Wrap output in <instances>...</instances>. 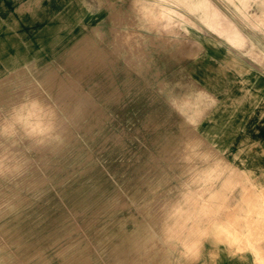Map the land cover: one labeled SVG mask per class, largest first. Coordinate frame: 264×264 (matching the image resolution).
Segmentation results:
<instances>
[{
  "label": "rangeland",
  "instance_id": "374dc122",
  "mask_svg": "<svg viewBox=\"0 0 264 264\" xmlns=\"http://www.w3.org/2000/svg\"><path fill=\"white\" fill-rule=\"evenodd\" d=\"M74 1L77 6L80 5L78 0ZM219 1L221 3L224 1L225 6H230L229 12L234 13L235 16L241 12L243 14H247L249 11L255 12L260 7L257 4V2L259 3L258 0ZM131 2L132 0H117L114 9L112 7L107 8L106 11L103 10V13L95 15L81 12V5L78 7L74 5V8L70 7L71 11L69 12L60 7L55 8L60 12L39 13L43 3L39 5L41 7L33 6L31 13H23L17 6L13 5L14 0H0V142H2V144L0 143V146L2 145L0 147V166H2L0 168V198L2 199H0V203L3 204L0 211L5 208L0 212V238L6 242L4 243L2 240V243L0 240V245L2 243L0 246L2 247L0 248V264H40L41 262V264H126V262L116 261L115 256L131 258V256H135V253L137 257L141 256V260L143 257L141 264H183V259L184 262L185 260L188 261L184 264H211L215 258V249L222 244L234 251H251L259 255V249L256 247H259L258 245L264 241L263 190L258 189L257 194L254 195L252 189L245 188L248 183L253 181L254 174L236 172H230L232 173L230 174L227 172V164L231 166L238 164V149L233 152V157L228 159L227 146L221 143L222 125L220 117H213L215 115L214 109L207 111V108L212 106L213 101L207 102L203 98H196L201 85L189 74V69L192 70L193 64L178 62L181 65L176 70H181V73L175 74L174 67L160 61V57L168 54V51L177 48L180 44L187 51L185 55V51H183V55L179 59H184L190 54V56L199 57L201 54L203 55L207 41L211 37L219 38L217 42L214 41V44H219L218 48L221 49L222 37L210 31L200 19L202 15L200 16L199 12H195L192 4L186 6L183 2L180 3L176 0H137V3L128 8L131 10L129 14L115 13L116 9V11L126 10L127 4ZM142 3L147 6L145 9L152 12V17L150 15L149 18H155L156 23L152 19H150L151 21L148 20L150 23L146 22L148 19L146 14L144 18L138 12L143 7ZM164 5L170 10L178 11V13L173 14L176 11L167 9L173 18L170 19L171 24L170 20L165 19ZM234 5L238 7L235 6L237 10ZM179 10H181V15ZM12 13L16 15H12ZM192 15L196 20L192 19L194 18ZM10 16L15 19L12 24H9ZM129 18L134 19H131L133 22H138L139 27L149 26L132 31L135 33L136 39L132 37L134 44L131 48H128V46L130 47L131 38L129 37L131 36L124 34L127 31L123 28L125 26H121L122 28H119L120 30L117 32L109 29L113 23L125 22ZM16 24L18 29L11 30L14 40L2 42L3 31ZM187 25L194 28H186ZM150 26L152 27L150 28ZM24 32H27L31 39H36V44L40 45L38 46L39 50L43 51L42 54H29L26 49H23L21 38L25 34ZM44 33L46 40L42 37ZM116 37L123 39H120L121 46H117V48L112 44H115ZM5 39L8 38L5 37ZM140 44L142 47L139 46ZM133 51L136 53V57ZM126 55H128L127 58ZM123 58L126 62L123 61ZM221 63L222 60L219 59L214 65L199 63L196 67L198 72L202 71L206 75L207 72L202 68L208 65L206 70L213 71L215 74L214 86L217 85L218 89L221 86ZM36 66L40 67L35 69ZM48 73L51 75L49 76ZM208 74L210 75L209 72ZM9 75L10 78L7 77ZM48 83L51 86L47 87ZM23 84L24 86L20 87ZM59 85L61 86L59 87ZM61 87L63 90L60 89ZM53 94L56 98L53 97ZM181 96L184 101L180 99ZM9 97L19 99L20 104H17L16 99H14L16 103L12 102L13 100ZM194 98L195 100L192 102ZM42 102L45 103L42 104ZM22 103L26 105H22ZM28 105L30 107L33 105L36 108L31 109ZM43 107L44 109H41ZM48 110L50 115H47ZM28 111L32 115H27L29 114ZM36 112L39 113L33 115ZM44 112L45 117L42 116ZM25 113H27V117ZM21 115H24L25 118H22ZM29 119H32V122L36 120L35 125L32 126L35 133L31 130L32 123H28L31 122ZM207 119L208 121L214 119L212 125L202 124ZM1 122L6 125H2ZM23 122L28 123L29 127ZM23 125L26 127L24 128ZM50 126H53L54 130L50 129ZM8 128L9 130H7ZM48 133L52 134L48 135ZM28 134L32 139H28ZM188 135L192 138H189ZM23 137L25 140L22 139ZM47 137H51L49 138L50 141L47 140ZM185 138L189 140V143L191 141L190 145ZM183 139L186 141H181ZM200 139L201 141H199ZM45 143L47 146L44 145ZM58 143L61 144L57 146ZM199 145H202L200 146L201 149ZM8 146L9 150L7 149ZM10 148H14L16 151ZM195 149L196 151L200 150L196 153ZM173 150L174 152L171 153ZM201 150L202 153L204 152L203 156ZM190 151L191 154L193 151V156L190 155ZM208 151L211 153L208 154ZM17 153L18 155H16ZM12 155L16 156L17 159L13 156L12 160ZM204 156L206 157L204 158ZM182 157L185 160L181 161L180 158L182 159ZM189 157L192 158L190 162H188ZM215 157L217 158L216 163ZM197 158L199 160H196ZM7 159L16 161L15 164L18 167L10 164ZM27 159L29 162L26 161ZM12 161L11 163H13ZM23 163L24 165L27 164L24 166ZM208 166L210 167L208 168ZM208 169L211 171L209 174ZM202 170L205 171L206 176L202 175ZM9 171H12L13 174L18 173L19 176L13 175ZM6 172L8 173L6 174ZM231 175L233 176L231 177ZM23 179H25L24 182ZM21 180L23 184L20 182ZM27 184L31 185L28 186ZM173 200L178 202L175 203ZM159 206L164 209L163 213H161L162 210ZM177 207L179 209L181 207L182 210L186 208L185 212L183 213ZM173 210L175 211L173 212ZM246 211H249L248 214L251 216L246 214ZM182 213L185 214L186 218ZM152 214L156 217H152ZM171 214L173 215L171 216ZM176 215H179L177 218L182 217L178 220L175 218ZM183 216L185 219L188 218L187 221ZM246 217L251 219L248 220ZM171 220L175 223L172 224L173 221ZM181 220L183 224H180ZM157 222L158 225H156ZM159 224L162 225L159 226ZM217 224L222 228H218ZM225 224L228 226H224ZM181 228L183 229L181 230ZM186 228L187 230H185ZM172 229L178 235L172 234V232L174 233V230L171 231ZM247 230L252 233L248 234ZM185 231L186 233L183 234ZM175 238H178L179 241ZM132 239L142 240L141 247L134 248V244L131 243L125 247L118 246L120 243ZM187 239L191 243L186 241ZM12 240L13 242H11ZM16 241L18 242L16 243ZM37 252L41 253L38 254ZM17 260L19 262H15ZM10 261L11 263H9ZM129 261L127 264H137L135 260L130 259ZM257 263L260 264L261 260Z\"/></svg>",
  "mask_w": 264,
  "mask_h": 264
},
{
  "label": "crops",
  "instance_id": "0c3cea01",
  "mask_svg": "<svg viewBox=\"0 0 264 264\" xmlns=\"http://www.w3.org/2000/svg\"><path fill=\"white\" fill-rule=\"evenodd\" d=\"M42 1L37 0L38 6L42 3L44 6H42L39 13L45 14L60 12V10H55V8L60 7L64 11L66 10L69 12L71 11L69 9L70 7L74 8L75 6H77L74 0H44V2ZM84 1H92L94 5L91 7ZM211 1V3L214 4L223 14H225V16L227 15V18L232 20V22L234 23L233 25L238 30V32L245 36L246 40H243V42H245H242L240 44V42L235 40L233 44L232 42H228V39L223 37L220 41V47L222 48L219 49V44H214V41L217 42L219 38L215 39V37H211V39H208L207 41V47L203 52V55L201 54L199 57L190 56V52V55L188 57L184 59H179V57L183 55V51H185L184 55L187 51L179 45L177 48L168 51V54H165L160 57V61L168 63L170 67H174L175 74L181 73V70H176L181 65V63L178 62L183 61L188 65L193 64L192 70L191 68L189 69V74L191 75V77H194L196 81L200 82L201 85V91L199 90L201 93H199L196 98H203V100H206L207 102L213 101L212 106L208 108L207 111H211L212 109H214L215 115L213 117H220L222 125L221 143L224 146H227L229 153V156H227L228 159L232 158V155L234 154L233 152L238 149V164L234 167L231 165H227L229 166L227 167V172L235 173L237 171L236 173H238L240 171L239 173L243 172L244 174H254L253 181H251V183H248L245 188L249 190L252 189L254 195L257 194L256 191L258 189L263 190L264 194V29H262V27L264 28V21L262 20V16L264 17V0H259V2H262L258 3V6H260L258 7L259 10H256L255 12L249 11L248 14H238L237 16H235L234 13L229 12L231 8L230 6H225L223 4L225 3L224 1L222 3L219 0ZM31 2L32 0H14L13 5H15V7H20V11H22L23 13H31L33 7L32 5L30 7ZM78 2L82 8V11L80 10L81 12L95 15L103 13V10L106 11L107 8H111V6L114 9L117 5V0H78ZM134 4L135 1L132 0L130 4H127L126 10L120 11V13L129 14L131 10L128 8ZM142 6V9H140L138 12H140L145 18L144 15L145 13L147 14L149 10L145 9L147 6H144V3H142ZM174 11L178 12L175 9ZM260 11H262L263 14ZM118 12L119 11H117V13ZM180 12L181 10H179V13ZM249 13H254L253 17L251 16L252 14L249 15ZM244 15L245 17H243ZM255 16L259 17H256L257 19H255ZM248 18L250 19L249 22L252 21V24L246 21L249 20ZM258 19L260 20V22ZM130 21L131 20L125 22H115L116 24L113 23L112 26L116 28L111 27V29L119 31V28H122L121 26H125L123 28H125V30H129L125 31L124 34H130L129 36L134 37L132 36L135 35V33L132 32L134 28L138 29L149 27L134 26L135 24L137 25L138 22L132 21V24ZM126 22H128L129 24ZM252 25L255 27H253ZM249 26H252L254 30L252 27ZM186 28L192 27L187 25ZM259 30L262 31V33ZM120 39L121 38L117 37L115 39L117 41L114 45L118 43V45H116V48L119 45L121 46V43L119 44L118 42ZM131 41L130 45L132 44L131 46H133V40L131 39ZM238 45H241L242 47H234ZM140 46L142 47V44ZM241 48L242 51L240 50ZM248 48H250V51H248ZM159 52L161 51L159 50ZM260 52H262L263 54ZM255 54L257 56H255ZM259 56H261V60ZM252 57L255 62L253 60L251 61ZM219 59L222 60V63L220 65L221 71L219 70L221 74V86L218 89L217 85L214 86L215 74L213 73V71L206 70L208 65H206L205 68H202V70H205V72H207L206 75H204L202 71L198 72V70H196V67L199 63H207L210 66L214 65L215 62L219 61ZM259 60L262 62H260ZM208 72L210 73V75L208 74ZM213 74L214 76L211 77V75ZM213 121L214 119H212L211 121H208L207 119V121H203L202 124H207L206 126H209L212 125ZM248 185L250 186L248 187ZM256 248L259 249V255H256L251 251H234L222 244V246L215 249V258L214 261L211 262V264H258L257 262L259 260H261L260 264H264V241L261 242L259 244V247ZM254 255L256 256V258Z\"/></svg>",
  "mask_w": 264,
  "mask_h": 264
},
{
  "label": "bare ground",
  "instance_id": "6f19581e",
  "mask_svg": "<svg viewBox=\"0 0 264 264\" xmlns=\"http://www.w3.org/2000/svg\"><path fill=\"white\" fill-rule=\"evenodd\" d=\"M105 1H106V0H105ZM150 1H151V0H150ZM176 1H177V2H180V3L183 2L186 6H188L189 4H192V5H193V9L195 10V12H196V13L199 12V15H200V16L202 15V17H200V19H201L202 22H203V23H204V24L210 29V31H211L212 33L218 35V36H221L222 38L225 37L226 39H228V42H232V43H233V42L236 40V41L240 42V44H241V43L243 42V40H246V39H245V36L242 35L241 33H239L238 30L235 28V26L233 25L234 23L232 22V20L229 19V18H227V17H226V16H225V15H224V14H223V13H222V12H221V11L215 6V5H214V4H212V3H211V2H212L211 0H176ZM214 1H215V0H214ZM252 1H255V0H252ZM258 1H259V0H258ZM261 1H262V0H261ZM84 2H85L86 4H88V5H90L91 7L94 5L92 1H91V2H90V1H84ZM157 2H158V1H157ZM159 2H160V1H159ZM241 2H244V0L241 1ZM135 3H136V0H135ZM163 3H164V2H163ZM166 3H168V2H166ZM166 3H165V4H166ZM216 3H218V2H216ZM229 3H230V1H229ZM232 3H233V1H232ZM232 3H231V4H232ZM239 3H240V2H239ZM246 3H247V2H246ZM246 3H245V5H246ZM248 3H249V2H248ZM259 3H262V2H259ZM29 4H30V3H29ZM160 4H161V3H160ZM172 4H173V3H172ZM174 4H175V3H174ZM236 4H237V2H236ZM240 4H241V3H240ZM243 4H244V3H243ZM257 4H258V2H257ZM31 5H32V6H35V7H38L37 0H32V2H31V4H30V7H31ZM140 5H141V4H140ZM250 5H251V4H250ZM262 5H263V4H262ZM159 6H160V8H161V5H159ZM176 6H178V5H176ZM220 6H221V5H220ZM220 6H219V7H220ZM235 6H236V5H234V7H235ZM240 6H241V5H240ZM240 6H239V7H240ZM263 6H264V5H263ZM111 7H112V6H111ZM152 7H153V6H152ZM163 7H164V6H163ZM165 7H166V6H165ZM165 7H164V8H165ZM236 7H237V6H236ZM236 7H235V9H236ZM243 7H244V5H243ZM243 7H242V8H243ZM261 7H262V6H261ZM164 8H163V9H164ZM222 8H223V7H222ZM230 8H231V7H230ZM237 8H238V7H237ZM242 8H241V9H242ZM247 8H248V6H247ZM253 8H254V7H253ZM18 9L21 10L20 7H18ZM167 9H168V7H167L166 9L163 10V11H164V16H165L166 18H165L164 16H163V17H164L166 20H170V19L172 18V17L169 15V10H170V9H169V10H167ZM116 10H117V9H116ZM116 10H115V11H116ZM171 10H173V9H171ZM171 10H170V11H171ZM230 10H231V9H230ZM236 10H237V9H236ZM238 10H240V9H238ZM244 10H245V9H244ZM251 10H252V9H251ZM118 11H119V10H118ZM173 11H174V10H173ZM173 11H172V12H173ZM192 11H193V10H192ZM247 11H248V10H247ZM255 11H256V10H255ZM119 12H120V11H119ZM161 12H162V11H161ZM161 12H160V13H161ZM235 12H236V11H235ZM240 12H241V10H240ZM260 12L262 13V11H260ZM115 13L117 14V11H116ZM170 13H171V12H170ZM174 13H178V12H173V14H174ZM188 13H189V12H188ZM190 13H191V12H190ZM241 13H242V12H241ZM241 13H238V14H241ZM145 14H146V13H145ZM157 14H158V13H157ZM179 14H180V13H179ZM247 14H248V13H247ZM251 14H252V15H251ZM251 14L249 13V15H251V16L253 17V14H254V13H251ZM262 14H263V13H262ZM12 15H16V14H15V13H12ZM12 15H11V16H12ZM111 15H112V14H111ZM150 15H151V17H152V12L149 10L148 13L146 14V16H147V18H148L147 20L152 19V18H149ZM162 15H163V14H162ZM180 15H181V14H180ZM242 15H243V13H242ZM11 16H10V17H11ZM115 16H117V15H115ZM144 16H145V15H144ZM192 16H193V15H192ZM239 16H240V15H239ZM119 17H120V16H119ZM159 17H160V16H159ZM161 17H162V16H161ZM179 17H180V16H179ZM193 17H194V16H193ZM243 17H245V15H244ZM248 17H249V16H248ZM256 17H259V16H255L254 18L257 19ZM121 18H122V17H121ZM121 18H120V19L116 18V19H118V20H122ZM124 18H125V17H124ZM153 18H154V17H153ZM157 18H158V17H157ZM157 18H156V19H157ZM180 18L183 19L184 17L181 16ZM262 18H263L262 20L264 21V17H263V16H262ZM43 19H44V18H43ZM131 19H132V18H129V20H131ZM154 19H155V18H154ZM154 19H152L153 22H155ZM165 19H163V20H165ZM172 19H173V18H172ZM172 19H171V20H172ZM174 19H175V18H174ZM192 19L196 20L195 17L192 18ZM245 19H246V18H245ZM248 19H249V18H248ZM132 20H134V19H132ZM171 20H170V24H171ZM185 20H187V19H185ZM252 20H254V19H252ZM258 20H259V19H258ZM258 20H256V21H258ZM14 21H15V19H14L13 17H11L10 20H9V24H12ZM150 21H151V20H150ZM150 21H146V22H149V23H150ZM234 21H235V20H234ZM246 21L249 22L250 19H249V20H246ZM120 22H121V21H120ZM122 22H123V21H122ZM130 22L132 23V21H130ZM174 22H175V21H174ZM259 22H260V20H259ZM259 22H258V23H259ZM116 23H117V22H116ZM116 23H115V24H116ZM126 23H128V22H126ZM155 23H156V22H155ZM164 23H165V22H164ZM164 23H163V25H165ZM175 23H176V22H175ZM184 23H185V22H184ZM249 23L252 24V21L249 22ZM262 23H263V22H262ZM128 24H129V23H128ZM132 24H133V23H132ZM152 24H153V23H152ZM152 24H151V25H152ZM167 24H168V23H167ZM187 24H188V23H187ZM251 24H250V25H251ZM260 24H261V23H260ZM156 25H157V24H156ZM172 25H173V23H172ZM176 25L178 26V24H176ZM258 25H259V24H258ZM134 26H138V25H134ZM144 26H146V25H144ZM154 26H155V25H154ZM154 26H153V27H154ZM158 26H161V25H158ZM158 26H157V27H158ZM173 26H174V25H173ZM252 26H253V25H252ZM252 26H249V27H252ZM262 26H263V25H262ZM142 27H143V26H142ZM146 27H147V26H146ZM151 27H152V26H150V28H151ZM253 27H255V26H253ZM253 27H252V28H253ZM112 28H116V27H113V26H112ZM147 28H148V27H147ZM160 28H161V27H160ZM170 28H171V27H170ZM192 28H193V27H192ZM242 28H243V27H242ZM256 28H257V27H256ZM13 29H18V25H17V24H16V25H11L9 28L6 29V31H3L2 38H1V41L3 40L2 42H4L5 40H10V41L14 40V39H12L13 36H12V34H11V33H12L11 30H13ZM109 29H111V28L109 27ZM134 29H135V28H134ZM154 29H155V28H154ZM154 29H153V30H154ZM259 29H260V28H259ZM262 29H264V28L262 27ZM111 30H112V29H111ZM111 30H110V31H111ZM117 30H118V29H117ZM126 30H129V29H126ZM135 30H136V29H135ZM253 30H254V28H253ZM113 31H114V30H113ZM115 31H116V30H115ZM201 31H202V30H201ZM242 31H243V30H242ZM259 31H260V30H259ZM8 32H9V33H8ZM116 32H117V31H116ZM167 32H168V31H167ZM203 32H204V31H203ZM243 32H244V31H243ZM260 32L262 33V31H260ZM24 33H25V34H24V35L22 36V38H21V39H22L21 43H22L23 49H26V50H27L26 52H28L29 54H30V53H31V54H34V55L42 54L43 51L39 50V47H38V46H40V45H37V44H36V39H34V38L31 39L27 32H24ZM204 33H205V32H204ZM251 33H253V32H251ZM141 34H142V33H141ZM146 34H147V33H146ZM160 34H161V33H160ZM246 34H247V33H246ZM116 35H117V34H116ZM116 35H115V36H116ZM118 35H119V34H118ZM129 35H130V34H129ZM137 35H138V34H137ZM148 35H149V34H148ZM252 35H253V34H252ZM115 36H114V37H115ZM132 36H134V38H135L136 35H132ZM150 36H151V35H150ZM246 36H247V35H246ZM261 36H262V35H261ZM261 36H260V37H261ZM5 37L8 38V39H5ZM42 37H43L44 40H46V34H45V33L42 34ZM128 37H129V36H128ZM138 37H139V36H138ZM166 37H167V36H166ZM170 37H171V36H170ZM260 37H259V38H260ZM263 37H264V36H263ZM263 37H262V38H263ZM3 38H4V39H3ZM117 38H119V37H117ZM129 38L132 39V37H129ZM167 38H168V37H167ZM176 38H177V37H176ZM115 39H116V38H115ZM121 39H122V38H121ZM135 39H136V38H135ZM141 39H142V38H141ZM165 39H166V38H165ZM215 39H216V38H215ZM215 39H214V40H215ZM248 39H249V38H248ZM122 40H123V39H122ZM132 40H134V39H132ZM139 40H140V39H139ZM139 40H138V41H139ZM177 40H178V38H177ZM260 40H261V38H260ZM37 41L40 42V40H37ZM116 41H117V40H116ZM119 41H120V40H119ZM119 41H118V42H119ZM128 41H129V40H128ZM182 41H184V40H182ZM261 41H262V40H261ZM93 42H94V41H93ZM131 42H132V41H131ZM184 42H185V41H184ZM238 42H237V44H238ZM244 42H245V41H244ZM244 42H243V43H244ZM115 43H116V42H115ZM124 43H125V42H124ZM124 43H123V45L125 46ZM136 43H138V42H136ZM112 44H113V46H114V43H112ZM119 44H120V42H119ZM128 44H129V43H128ZM128 44H126V45H128ZM133 44H134V42H133ZM183 44H184V43H183ZM230 44H231V43H230ZM233 44H234V43H233ZM235 44H236V43H235ZM237 44H236V45H237ZM116 45H118V43H117ZM116 45H115V46H116ZM131 45H132V44H131ZM131 45H130V47L128 46V48H131V47H132ZM140 45H141V44H140ZM140 45H139V46H140ZM184 45H186V43H185ZM191 45H192V44H191ZM244 45H245V44H244ZM124 46H123V47H124ZM198 46H199V45H198ZM198 46H196V48H199ZM238 46H239V45H238ZM240 46H241V45H240ZM242 46H243V44H242ZM242 46H241V47H242ZM119 47H120V45H119ZM134 47H135V46H134ZM180 47H181V44H180ZM189 47L191 48V46H189ZM234 47H235V46H234ZM139 48H140V47H139ZM236 48H237V46H236ZM238 48H239V47H238ZM125 49H126V48H125ZM136 49H137V47H136ZM136 49H135V50H136ZM140 49H141V48H140ZM178 49H179V48H178ZM118 50H119V49H118ZM135 50H134V51H135ZM137 50H138V49H137ZM190 50H191V49H190ZM195 50H196V49H195ZM195 50H194V51H195ZM197 50H198V49H197ZM240 50L242 51V48H241ZM129 51H130V50H129ZM134 51H133V52H134ZM191 51H192V50H191ZM248 51H250V48H248ZM116 52H118V51H116ZM126 52H127V49H126ZM254 52H255V51H254ZM100 53H101V52H100ZM103 53H104V52H103ZM130 53H131V51H130ZM134 53H135V52H134ZM244 53H245V52H244ZM247 53H248V52H247ZM252 53H253V52H252ZM255 53H256V52H255ZM260 53H262V52H260ZM116 54H117V53H116ZM127 54H128V53H127ZM245 54H246V53H245ZM258 54H259V53H258ZM262 54H263V53H262ZM27 55H28V54H27ZM118 55H119V53H118ZM129 55H131V54H129ZM134 55H135V57L137 56L136 53H135ZM139 55H140V54H139ZM141 55H142V54H141ZM252 55H253V54H252ZM28 56H29V55H28ZM127 56H128V55H126V58H127ZM255 56H257V55L255 54ZM95 57H96V56H95ZM138 57H139V56H138ZM235 57H236V56H235ZM244 57H245V56H244ZM260 57H261V56H259V58H260ZM259 58H257V59H259ZM262 58H263V57H262ZM128 59H129V58H128ZM138 59H139V58H138ZM257 59H256V60H257ZM252 60H253V57L251 58V61H252ZM260 60H261V58H260ZM260 60H259V61H260ZM123 61H125L124 58H123ZM127 61H128V60H127ZM131 61H133V60H131ZM131 61H130V62H131ZM253 61L255 62V60H253ZM125 62H126V61H125ZM128 62H129V61H128ZM133 62H135V61H133ZM260 62H262V61H260ZM134 64H135V63H134ZM134 64H133V65H134ZM24 65H25V64H24ZM24 65H23V66H24ZM126 65H127V64H126ZM259 65H260V64H259ZM127 66H129V64H128ZM39 67H40V66H36V67H34V68L36 69V68H39ZM250 68H251V67H250ZM17 69H18V68H17ZM18 70H19V69H18ZM15 71H16V70H15ZM19 72H21V71H19ZM50 73H51V72H50ZM50 73H48L49 76L51 75ZM56 73H57V72H56ZM13 74H14V73H13ZM16 74H17V73H16ZM28 74H29V73H28ZM14 75H15V74H14ZM54 75H55V74H54ZM54 75H53V77H54ZM7 77L10 78L11 76L9 75V76H7ZM7 77H6V78H7ZM3 78H4V77H3ZM45 78L47 79V77H44V79H45ZM49 78H50V77H49ZM55 78H56V77H55ZM60 78H62V77H60ZM0 79H1V78H0ZM51 79H53V78H51ZM51 79H50V80H51ZM2 80H3V79H2ZM17 80H18V79H17ZM50 80H49V82H50ZM61 80H62V79H61ZM71 80H72V79H71ZM14 81H15V80H14ZM12 82H13V81H12ZM12 82H11V83H12ZM19 82H20V81H19ZM19 82H16V83H19ZM29 82H30V81H29ZM29 82H28V83H29ZM32 82H33V81H32ZM34 82H35V81H34ZM58 82H59V80H58ZM58 82H57V83H58ZM2 83H3V82H2ZM36 83L38 84V82H36ZM45 83H47V82H45ZM69 83H70V82H69ZM41 84H43V83H41ZM48 84H49V83H48ZM51 84H52V83H51ZM63 84H64V83H63ZM65 84H66V82H65ZM43 85L45 86V84H43ZM57 85H58V84H57ZM10 86H11V85H10ZM23 86H24V84H23L22 86H20V87H23ZM27 86H28V85H27ZM36 86H37V85H36ZM48 86H51V85L49 84V85H47V87H48ZM60 86H61V85H59V87H60ZM6 87H7V86H6ZM25 87H26V86H25ZM25 87H24V88H25ZM66 87H67V85H66ZM70 87H71V86H70ZM41 88H42V87H41ZM72 88H73V87H72ZM74 88H75V87H74ZM16 89H17V88H16ZM22 89H23V88H22ZM45 89H46V87H45ZM60 89H62V87H61ZM64 89H65V88H64ZM10 90H11V89H10ZM23 90H24V89H23ZM41 90H42V89H41ZM62 90H63V89H62ZM68 90H69V88H68ZM11 91H12V90H11ZM20 91H21V90H20ZM32 91H34V90H32ZM42 91H43V90H42ZM72 91H73V90H72ZM200 91H201V90H200ZM6 92H7V91H6ZM8 92H9V90H8ZM12 92H13V91H12ZM17 92H18V91H17ZM78 92H79V91H78ZM44 93H45V92H44ZM83 93H84V92H83ZM199 93H201V92H199ZM23 94H24V93H23ZM23 94H22V95H23ZM45 94H46V93H45ZM75 94H76V93H75ZM80 94H81V93H80ZM0 95H1V94H0ZM13 95H14V94L12 93V96H13ZM42 95H43V93H42ZM53 95H54V94H53ZM81 95H82V94H81ZM7 96H8V95H7ZM20 96H21V95H20ZM44 96H45V95H44ZM44 96H43V97H44ZM61 96H62V95H61ZM79 96H80V95H79ZM79 96H78V97H79ZM83 96H85V95H83ZM197 96H198V95H197ZM0 97H1V96H0ZM5 97H6V96H5ZM33 97H34V96H33ZM49 97H50V96H49ZM53 97L56 98L55 95H54ZM9 98H11V97H9ZM19 98H20V97H19ZM36 98H37V97H36ZM40 98H42V97L40 96ZM54 98H52L53 101H54ZM59 98H61V97L59 96ZM81 98H82V97H81ZM183 98H184V97H183ZM185 98H186V97H185ZM209 98H210V97H209ZM2 99H3V98H2ZM4 99H5V98H4ZM7 99H8V98H7ZM14 99H16V98H14ZM14 99L11 98V100H13L12 102H15ZM33 99H34V98H33ZM46 99H47V98H46ZM67 99H68V98H67ZM72 99H73V98H72ZM176 99H177V98H176ZM180 99H182V96H181ZM180 99H178V100H180ZM189 99H190V98H189ZM5 100H6V99H5ZM11 100H10V102H11ZM16 100L18 101L19 99H16ZM21 100H22V98H21ZM25 100H26V99H25ZM36 100H37V99H36ZM61 100H62V99H61ZM84 100H85V99H84ZM182 100H183V99H182ZM190 100H191V99H190ZM194 100H195V98L192 100V102H193ZM3 101H4V100H3ZM29 101H30V100H29ZM44 101H45V100H44ZM55 101H56V100H55ZM63 101H65V100H63ZM72 101H74V100H72ZM77 101H78V100H77ZM77 101H76V102H77ZM175 101H176V100H175ZM183 101H184V100H183ZM1 102H2V100H1ZM4 102H5V101H4ZM6 102H8V101H6ZM31 102H32V101H31ZM70 102H71V101H70ZM190 102H191V101H190ZM15 103H16V102H15ZM27 103H29V102H27ZM44 103H45V102H42V104H44ZM46 103H47V102H46ZM53 103H54V102H53ZM63 103H64V102H63ZM81 103H82V102H81ZM175 103H176V102H175ZM181 103H182V102H181ZM183 103H185V102H183ZM199 103H200V102H199ZM17 104H20V102L18 101ZM48 104H49V102H48ZM48 104H47V105H48ZM54 104H56V103H54ZM76 104H78V103H76ZM172 104H173V103H172ZM185 104H186V103H185ZM190 104H191V103H190ZM22 105H26V104H23V103H22ZM33 105H35V104H33ZM33 105H32V107H30L29 105H28V106H29V108H31V109H32V108H36V107H33ZM56 105L58 106V104H56ZM61 105H62V104H61ZM68 105H69V104H68ZM182 105H184V104H182ZM182 105H181V106H182ZM40 106H41V105H40ZM42 106H44V105H42ZM48 106L51 107V105H48ZM48 106H47V107H48ZM62 106H63V105H62ZM70 106H71V105H70ZM70 106H69V107H70ZM187 106H188V105H187ZM7 107H8V106H7ZM10 107H11V106H10ZM16 107H18V106H16ZM59 107H61V106H59ZM75 107H76V106H75ZM77 107H78V106H77ZM82 107H83V106H82ZM176 107H178V106L176 105ZM201 107H202V105H201ZM3 108H4V107H3ZM22 108H24V106H22ZM91 108H92V107H91ZM187 108H189V107H187ZM11 109H12V108H11ZM15 109H16V108H15ZM38 109H39V108H38ZM41 109H44V107L41 108ZM46 109H47V108H46ZM67 109H68V108H67ZM92 109H93V108H92ZM177 109H178V108H177ZM197 109H198V108H197ZM207 109H208V108H207ZM3 110H4V109H3ZM17 110H18V109H17ZM19 110H20V109H19ZM27 110H28V109H27ZM36 110H37V109H36ZM49 110H50V108H49ZM49 110H48V112H47V115H50V114H48V113H50ZM51 110H53V109H51ZM56 110H57V108H56ZM199 110H200V109H199ZM7 111H8V110H7ZM21 111H22V110H21ZM25 111H26V110H25ZM30 111H31V110H30ZM37 111H39V110H37ZM46 111H47V110H46ZM71 111H72V110H71ZM71 111H70V112H71ZM178 111H179V110H178ZM192 111H193V110H192ZM8 112H10V111H8ZM32 112H33V111H32ZM64 112H66V111L64 110ZM94 112H95V111H94ZM200 112H202V111H200ZM3 113H4V112H3ZM5 113H6V112H5ZM5 113H4V114H5ZM16 113H17V112H16ZM16 113H15V114H16ZM27 113H29V111H28ZM27 113H25V116H26ZM37 113H39V112H36V113H34L33 115H36ZM41 113H42V111H41ZM185 113H186V112H185ZM196 113H197V112H196ZM11 114H12V112H11ZM30 114H31V112H30L29 114H27V115H30ZM44 114H45V112L43 113L42 116H44ZM52 114H53V113H52ZM197 114H199V112H198ZM6 115H7V114H6ZM8 115H9V113H8ZM17 115H18V114H17ZM31 115H32V114H31ZM67 115H68V113H67ZM67 115H65V116H67ZM70 115H71V114H70ZM74 115H75V114H74ZM21 116H22V115H21ZM53 116H54V115H53ZM72 116H73V114H72ZM197 116H199V115H197ZM200 116H201V115H200ZM2 117H3V116H2ZM2 117H1V118H2ZM7 117H8V116H7ZM7 117H6V119H7ZM12 117H13V116H12ZM18 117L20 118V116H18ZM23 117H24V115L22 116V118H23ZM26 117H27V116H26ZM44 117H45V116H44ZM46 117H47V116H46ZM58 117H59V115H58ZM60 117H61V116H60ZM15 118H16V117H15ZM24 118H25V117H24ZM29 118H30V117H29ZM31 118H33V117L31 116ZM34 118H35V116H34ZM49 118H50V116H49ZM67 118H68V117H67ZM11 119H12V118H11ZM11 119H10V120H11ZM26 119H27V118H26ZM35 119H36V118H35ZM35 119H34V120H35ZM46 119H47V118H46ZM71 119H72V118H71ZM0 120H1V119H0ZM13 120H14V119H13ZM19 120H21V118H20ZM29 120H31V122H28V123H32V124H31V130H32V126H33V124H34V122H35L36 120H35L34 122H32V119H29ZM39 120H40V119H39ZM44 120H45V119H44ZM49 120H50V119H49ZM63 120H64V119H63ZM2 121H3V120H2ZM8 121H9V120H8ZM16 121H17V119H16ZM37 121H38V120H37ZM46 121H47V120H46ZM69 121H70V120H69ZM4 122H7V121H4ZM12 122H13V121H12ZM17 122H18V121H17ZM38 122H39V121H38ZM47 122H48V121H47ZM53 122H54V121H53ZM65 122H66V121H65ZM72 122H73V121H72ZM72 122H71V123H72ZM10 123H11V122H10ZM13 123H15V122H13ZM23 123H24V122H23ZM28 123H24V124H26V125L28 126V125H29ZM42 123H43V122H42ZM51 123H52V122H51ZM1 124H2V122H1ZM3 124H4V123H3ZM3 124H2V125H3ZM37 124L39 125V123H37ZM37 124H36V125H37ZM48 124H49V123H48ZM58 124H59V123H58ZM189 124H190V123H189ZM4 125H6V124H4ZM7 125H8V124H7ZM11 125H12V123H11ZM34 125H35V124H34ZM40 125H41V124H40ZM42 125H43V124H42ZM55 125L57 126V124H55ZM55 125H54V126H55ZM17 126L20 127V125H17ZM21 126H22V125H21ZM23 126H24V125H23ZM56 126H55V127H56ZM61 126H62V125H61ZM25 127H26V126H24V128H25ZM28 127H29V126H28ZM34 127H35V126H34ZM41 127H42V126H41ZM41 127H40V128H41ZM43 127H44V125H43ZM43 127H42V129H43ZM50 127H51V126H50ZM52 127H53V126H52ZM52 127H51L50 129H53V130H54V127H53V128H52ZM62 127H64V126H62ZM69 127H70V126H69ZM40 128H39V129H40ZM44 128H45V127H44ZM13 129H14V127H13ZM27 129H28V128H27ZM42 129H41V132H43ZM47 129H48V128H47ZM47 129H45V130H47ZM62 129H63V128H62ZM190 129H191V128H190ZM190 129H189V130H190ZM0 130H1V128H0ZM7 130H9V128H8ZM15 130H16V128H15ZM29 130H30V129H29ZM5 131H6V130H5ZM16 131H17V130H16ZM27 131H28V130H27ZM32 131L34 132V129H33ZM35 131L37 132V129H36ZM39 131H40V130H39ZM50 131H52V130H50ZM192 131H194V130H192ZM192 131H191V132H192ZM21 132H22V131H21ZM21 132H20V133H21ZM23 132H24V129H23ZM46 132H47V131H46ZM48 132H49V131H48ZM187 132H188V131H187ZM6 133H8V131H6ZM34 133H35V132H34ZM54 133H55V132H54ZM57 133H58V131H57ZM57 133H56V134H57ZM21 134H22V133H21ZM32 134H33V133H32ZM43 134H44V133H43ZM50 134H52V133H48V135H50ZM61 134H62V133H61ZM185 134H187V133H185ZM189 134H190V133H189ZM192 134H193V133H192ZM196 134H197V133H196ZM9 135H10V134H9ZM9 135H8V136H9ZM12 135H14V134H12ZM16 135L18 136V134H16ZM33 135H34V134H33ZM33 135H32V136H33ZM37 135H39V134H37ZM44 135H45V134H44ZM53 135L55 136V134H53ZM5 136H7V135H5ZM20 136H21V135H20ZM30 136H31V135H30ZM34 136H35V135H34ZM59 136H60V135H59ZM188 136H189V135H188ZM188 136H187V137H188ZM190 136H191V134H190ZM190 136H189V138H192V137H190ZM192 136H193V135H192ZM196 136H197V135H196ZM198 136H199V135H198ZM3 137H4V136H3ZM13 137H14V136H13ZM24 137H26V136L24 135ZM24 137H23L22 139H24ZM27 137H28V139L31 138V137H29V134L27 135ZM37 137H38V136H37ZM51 137H53V136H51ZM51 137H49V138H51ZM185 137H186V136H185ZM9 138H11V137H9ZM38 138H39V137H38ZM44 138H45V137H44ZM47 138H48V137H47ZM49 138L47 139L48 141H50ZM56 138L58 139V137H56ZM194 138H195V136H194ZM4 139H5V138H4ZM26 139H27V138H26ZM31 139H32V138H31ZM33 139H34V138H33ZM35 139H37V138H35ZM45 139H46V138H45ZM45 139H43V140H45ZM79 139H80V138H79ZM185 139H186V138H185ZM185 139H183V140H181V141H184ZM1 140H2V139H1ZM20 140H21V139H20ZM20 140H19V142H21ZM24 140H25V139H24ZM186 140H188V139H186ZM186 140H185V141H186ZM8 141H9V140H8ZM8 141H7V142H8ZM10 141H11V140H10ZM14 141H15V139H14ZM34 141H35V140H34ZM192 141H193V139H192ZM195 141H196V140H195ZM199 141H201V139H200ZM202 141H204V140L202 139ZM4 142H5V141H4ZM4 142H3V144H4ZM40 142L43 143V141H40ZM51 142H52V141H51ZM0 143L2 144V142H0ZM5 143H6V142H5ZM17 143H18V142H17ZM33 143H34V142H33ZM46 143H48V142H46ZM46 143L44 144L45 146H47ZM181 143H182V142H181ZM185 143H186V142H185ZM187 143H189V140H188ZM187 143H186V144H187ZM196 143H197V142H196ZM196 143H195V145H196ZM198 143H199V142H198ZM198 143H197V144H198ZM201 143H202V142H201ZM205 143H206V141H205ZM7 144H8V143H7ZM11 144H12V141H11ZM11 144H10V146H11ZM13 144H14V142H13ZM34 144H35V143H34ZM51 144H52V143H51ZM60 144H61V143H58L57 146L60 145ZM183 144H184V143H183ZM186 144H185V145H186ZM190 144H191V141H190L189 145H190ZM199 144H200V143H199ZM38 145H42V144H38ZM48 145H49V144H48ZM176 145H177V144H176ZM179 145H180V144H179ZM181 145H182V144H181ZM202 145H203V143H202ZM202 145H199V147L202 146ZM1 146H2V145H1ZM1 146H0V147H1ZM14 146H15V145H14ZM54 146H55V145H54ZM54 146H53V147H54ZM84 146H85V145H84ZM182 146H183V145H182ZM5 147H6V146H5ZM11 147H12V146H11ZM48 147H49V146H48ZM53 147H52V149H53ZM163 147H164V146H163ZM193 147H195V146H193ZM196 147H197V145H196ZM2 148H3V147H2ZM36 148H37V146H36ZM176 148H177V147H176ZM184 148H187V147H184ZM184 148H183V149H184ZM4 149H5V148H4ZM7 149L9 150V146L7 147ZM7 149H6V150H7ZM10 149H12V148H10ZM19 149H20V148H19ZM37 149H39V148H37ZM37 149H36V150H37ZM173 149H175V148H173ZM178 149H179V148H178ZM183 149H181V150H183ZM188 149H189V148H188ZM191 149H192V148H191ZM200 149H201V147H200ZM200 149H198V151H199ZM204 149H205V148H204ZM207 149H210V148H207ZM207 149L205 150V153H206ZM211 149H213V148H211ZM12 150H15V149L13 148ZM17 150H18V149H17ZM21 150H22V149H21ZM48 150H49V149H48ZM54 150H55V148H54ZM164 150H165V149H164ZM202 150H203V149H202ZM202 150H201V153H202ZM1 151H2V149H1ZM15 151H16V150H15ZM41 151H42V150H41ZM50 151H51V150H50ZM184 151H186V150L184 149ZM187 151H188V150H187ZM194 151H195L196 153L198 152V151H196V149H195ZM203 151H204V150H203ZM210 151H211V150H210ZM17 152H18V151H17ZM172 152H174V150L171 151V153H172ZM176 152H177V151H176ZM182 152H183V151H182ZM195 152H194V154H196ZM1 153H2V155H3V152H1ZM10 153H11V152H10ZM12 153H13V152H12ZM12 153H11V154H12ZM18 153H20V152H18ZM18 153H17L16 155H18ZM22 153H23V152H22ZM184 153H185V152H184ZM189 153H190V155H192V154H193V151H192V154H191V151H190ZM189 153H188V155H189ZM203 153H204V152H203ZM203 153H202V156H203ZM210 153H211V152L208 151V154H210ZM11 154H10V155H11ZM43 154H44V153H43ZM212 154H213V152H212ZM10 155H9V156H10ZM41 155H42V154H41ZM41 155H40V156H41ZM45 155H47V154H45ZM197 155H198V154H197ZM197 155H196V156H197ZM13 156H14V155L11 156V157H12V160H13ZM21 156H23V155H21ZM192 156H193V155H192ZM196 156H195V158H196ZM198 156H199V155H198ZM6 157H8V156H6ZM6 157H4V158H6ZM14 157L16 158V156H14ZM18 157H19V156H18ZM24 157H26V156H24ZM44 157H45V156H44ZM183 157H184V156H183ZM183 157H182V159L180 158L181 161L184 159ZM205 157H206V156H204V158H205ZM212 157H213V156H212ZM212 157H211V158H212ZM15 158H14V160H15ZM19 158L21 159V157H19ZM195 158H194V159H195ZM208 158H209V157H208ZM215 158H216V157H215ZM16 159H17V158H16ZM36 159H37V158H36ZM53 159H54V158H53ZM173 159H174V157H173ZM191 159H192V158H191ZM191 159H190V157H189V161H188V160H187V161L190 162ZM202 159H203V158H202ZM213 159H214V158H213ZM7 160H8V159H7ZM7 160H4V161H7ZM10 160H11V159H10ZM12 160H11V161H12ZM18 160H19V159H18ZM21 160H23V159H21ZM21 160H20V161H21ZM178 160H179V159H178ZM184 160H185V159H184ZM196 160H199V158H197ZM196 160H194V161L197 162ZM211 160H212V159H211ZM211 160H210V161H211ZM219 160H220V158H219ZM11 161L8 160V162H10V164H13V166L16 165V166L18 167V165L15 164L16 161H15V162L12 161L13 163H11ZM26 161L29 162L28 159H27ZM39 161H40V160H39ZM187 161H186V162H187ZM204 161H205V160H204ZM214 161H215V163H216L217 158H216ZM21 162H22V161H21ZM24 162H25V161H24ZM36 162H37V161H36ZM183 162H184V161H183ZM191 162H193V161H191ZM206 162H207V161H206ZM221 162H222V160H221ZM18 163H19V162H18ZM172 163H175V162H172ZM203 163H204V162H203ZM26 164H27V163H26ZM26 164H25V165H26ZM31 164H32V163H31ZM34 164H36V163H34ZM43 164H44V163H43ZM45 164H46V163H45ZM213 164H214V163H213ZM23 165H24V163H23ZM25 165H24V166H25ZM59 165H60V164H59ZM205 165H206V163H205ZM209 165H210V164H209ZM227 165H228V164H227ZM3 166H4V165H3ZM7 166H8V164H7ZM19 166H20V164H19ZM21 166H22V164H21ZM24 166H23V167H24ZM32 166H33V165H32ZM211 166H212V163H211ZM218 166H220V165H218ZM221 166H222V165H221ZM23 167H22V168H23ZM26 167H27V166H26ZM29 167H30V166H29ZM29 167H28V168H29ZM34 167H35V166H34ZM37 167H38V166H37ZM203 167H204V166H203ZM203 167H202V169H203ZM209 167H210V166H208V168H209ZM227 167H229V166H227ZM233 167H234V166H233ZM0 168H2V166H0ZM32 168H33V167H32ZM44 168H46V167L44 166ZM183 168H184V167H183ZM183 168H182V169H183ZM204 168H207V167H204ZM215 168H216V167H215ZM215 168H214V170H215ZM230 168H231V167H230ZM230 168H229V169H230ZM6 169H7V168H6ZM8 169H9V167H8ZM12 169H13V168H12ZM17 169H18V168H17ZM38 169H39V168H38ZM232 169H233V168H232ZM10 170H11V169H10ZM13 170H14V169H13ZM211 170H213V169H211ZM233 170H234V169H233ZM233 170H232V171H233ZM4 171H5V170H4ZM4 171H3V172H4ZM14 171H16V170H14ZM14 171H13V172H14ZM20 171H21V169H20ZM20 171H19V172H20ZM29 171H30V170H29ZM202 171H203V170H202ZM207 171H208V174H209V172H211V171H209V169H208ZM207 171H206V172H207ZM9 172H11V174H13L12 171H9ZM17 172H18V171H17ZM21 172H22V171H21ZM21 172H20V173H21ZM24 172H25V171H24ZM31 172H32V171H31ZM41 172H42V171H41ZM236 172H237V171H236ZM239 172H240V171H239ZM239 172H238V173H239ZM7 173H8V172H6V174H7ZM14 173H15V172H14ZM204 173H205V171H203V174H202V175H205V176H206V173H205V174H204ZM229 173H230V172H229ZM242 173H243V172H242ZM242 173H241V174H242ZM4 174H5V172H4ZM4 174H3V175H4ZM17 174H18V173H17ZM17 174H13V175H17ZM22 174H23V173H22ZM24 174H25V173H24ZM42 174H43V173H42ZM212 174H213V173H212ZM230 174H232V173H230ZM241 174H240V175H241ZM9 175H10V174H9ZM202 175H201V177H202ZM210 175H211V174H210ZM214 175H215V174H214ZM216 175H218V174H216ZM4 176H5V175H4ZM4 176H3V177H4ZM7 176H8V175H7ZM7 176H6V177H7ZM17 176H19V175H17ZM29 176H30V175H29ZM220 176H221V175H220ZM232 176H233V175H231V177H232ZM10 177H12V175H10ZM10 177H9V178H10ZM24 177H25V175H24ZM209 177H210V176H209ZM231 177H230V178H231ZM13 178H14V177H13ZM17 178H18V177H17ZM206 178H207V177H206ZM206 178H204V179H206ZM212 178H214V177H212ZM216 178H217V177H216ZM7 179H8V178H7ZM44 179H45V178H44ZM218 179H219V178H218ZM244 179H245V178H244ZM244 179H243V180H244ZM250 179H251V178H250ZM12 180H13V179H12ZM24 180H25V179H23V182H24ZM169 180H170V179H169ZM190 180H191V179H190ZM207 180H208V178H207ZM207 180H205V181H207ZM251 180H252V179H251ZM36 181H37V180H36ZM38 181H39V180H38ZM38 181H37V182H38ZM209 181H210V179H209ZM20 182L23 184L22 180H21ZM34 182H35V181H34ZM202 182H203V181H202ZM221 182H222V181H221ZM234 182H235V181H234ZM238 182H239V181H238ZM241 182H242V180H241ZM228 183H229V181H228ZM243 183H244V182H243ZM245 183H248V182H245ZM31 184H32V183H31ZM31 184H30V185H31ZM34 184H35V183H34ZM151 184H152V183H151ZM232 184H233V182H232ZM241 184H242V183H241ZM16 185H17V184H16ZM27 185L30 186L29 184H27ZM228 185H229V184H228ZM251 185H252V184H251ZM169 187H170V186H169ZM119 189H120V188H119ZM170 189H171V188H170ZM12 190H13V189H12ZM241 190H242V189H241ZM1 191H2V190H1ZM239 191H240V190H239ZM243 191L246 192L245 190H243ZM15 193H16V192H15ZM15 193H14V194H15ZM162 193H163V192H162ZM237 193H238V192H237ZM237 193H236V194H237ZM241 193H242V192H241ZM241 193H240V194H241ZM246 193H247V192H246ZM258 193H259V192H258ZM6 194H7V193H6ZM182 194H183V193H182ZM213 194H214V193H213ZM240 194H239V195H240ZM157 195H158V194H157ZM175 195H177V194H175ZM244 195H245V194H244ZM2 196H3V195H2ZM4 196H5V195H4ZM7 196H8V195H7ZM7 196H6V197H7ZM13 196H14V195H13ZM142 196H143V195H142ZM159 196H160V195H159ZM159 196H158V197H159ZM163 196H164V195H163ZM166 196H167V195H166ZM212 196H213V195H212ZM236 196H237V195H236ZM245 196H246V195H245ZM261 196H262V195H261ZM24 197H25V196H24ZM182 197H183V196H182ZM9 198H10V197H9ZM154 198H155V197H154ZM163 198H164V197H163ZM167 198H168V196H167ZM174 198L176 199V197H174ZM0 199H1V198H0ZM4 199H5V197H4ZM21 199H23V198H21ZM146 199H147V198H146ZM161 199H162V198H161ZM177 199H178V198H177ZM1 200H2V199H1ZM1 200H0V201H1ZM151 200H152V199H151ZM157 200H158V199H157ZM157 200H156V202H157ZM167 200H168V199H167ZM4 201H5V200H4ZM4 201H3V203H4ZM7 201L9 202L10 200L8 199ZM23 201H24V200H23ZM158 201H160V200H158ZM163 201H164V199H163ZM163 201H162V202H163ZM170 201H172V200H170ZM170 201H169V203H171ZM173 201H175V203L178 202V201H176V200H173ZM5 202H6V201H5ZM8 202H7V203H8ZM18 202H19V201H18ZM18 202H17V203H18ZM113 202H114V201H113ZM14 203H15V202H14ZM159 203H160V202H159ZM163 203H164V202H163ZM163 203H161V204H163ZM167 203H168V202H167ZM157 204H158V203H157ZM164 204L166 205V203H164ZM172 204H173V203H172ZM172 204H171V206L174 205V204H173V205H172ZM1 205H3V204L0 203V207H1ZM15 205H16V204H15ZM151 205H152V204H151ZM153 205H154V204H153ZM153 205H152V206H153ZM180 205H181V204H180ZM171 206H170V207H171ZM174 206H175V205H174ZM174 206H173V207H174ZM178 206H179V205H178ZM149 207H150V206H149ZM149 207H148V208H149ZM155 207H156V206H155ZM173 207H172V209H173ZM183 207H184V206H183ZM153 208H154V207H153ZM159 208H160V206H159ZM159 208H158V209H159ZM177 208H178V207H177ZM1 209H2V208H1ZM4 209H5V208H4ZM4 209H3V210H4ZM156 209H157V208H156ZM160 209H161V208H160ZM169 209H170V208H169ZM169 209H168V210H169ZM178 209H179V208H178ZM185 209H186V208H185ZM185 209H183V210H184V211H183V210L181 209V207H180L179 210H181V211L184 213V212H185ZM250 209H251V208H250ZM3 210H1V211H3ZM154 210H155V208H154ZM154 210H151V211H154ZM161 210H162L161 213H163V210H164V209H161ZM161 210H160V211H161ZM166 210H167V209H166ZM166 210H165V211H166ZM168 210H167V211H168ZM179 210H178V211H179ZM251 210H252V209H251ZM253 210H254V209H253ZM259 210H261V209H259ZM259 210H257V211H259ZM262 210H263V209H262ZM1 211H0V212H1ZM146 211H148V210H146ZM167 211H166V212H167ZM174 211H175V210H173V212H174ZM176 211H177V210H176ZM178 211H177V212H178ZM181 211H180V212H181ZM249 211H250V210H249ZM249 211H248V212L246 211V212H247L246 214H248ZM263 211H264V210H263ZM171 212H172V211H171ZM171 212H170V213H171ZM187 212H188V211H187ZM153 213H154V212H153ZM183 213H182V214H183ZM257 213H258V212H257ZM260 213H261V211H260ZM145 214H147V213L145 212ZM145 214H144V215H145ZM159 214H160V212H159ZM159 214H158V216H159ZM168 214H169V213H168ZM168 214H167V215H168ZM173 214H174V213H173ZM173 214H171V216H172ZM175 214H176V212H175ZM177 214H179V213H177ZM250 214H251V211H250ZM1 215H2V214H1ZM156 215H157V214H156ZM161 215H162V214H161ZM164 215H165V214H164ZM183 215L185 216V214H183ZM248 215H249V214H248ZM263 215H264V214H263ZM154 216H155V215L152 214V217H154ZM168 216H169V215H168ZM178 216H179V215H178ZM178 216L176 215L175 218H177ZM184 216H183V218H184ZM241 216H242V215H241ZM249 216H251V215H249ZM155 217H156V216H155ZM161 217H162V216H161ZM180 217H182V216H180ZM180 217H179V218H180ZM230 217H231V216H230ZM242 217H243V216H242ZM164 218H165V219L167 218L166 215H165ZM168 218H169V217H168ZM172 218H174V217H172ZM179 218H177V219L179 220ZM185 218H186V216H185ZM185 218H184V219H185ZM246 218H247V217H246ZM246 218H245V219H246ZM152 219H153V218H152ZM157 219H158V218H157ZM165 219H164V220H165ZM177 219H176V220H177ZM187 219H188V218H187ZM187 219H185V221H187ZM241 219H242V218H241ZM247 219L249 220V219H251V218H247ZM142 220H143V219H142ZM248 220H246V221H248ZM254 220H255V219H254ZM150 221H151V220H150ZM157 221H158V220H157ZM167 221H168V220H167ZM171 221H173V220H171ZM171 221H170V222H171ZM250 221H251V220H250ZM250 221H248V222H250ZM143 222H144V221H143ZM145 222H146V221H145ZM145 222H144V223H145ZM155 222H156V221H155ZM158 222H159V221H158ZM158 222L156 223V225H158ZM168 222H169V221H168ZM183 222H184V220H183ZM146 223H147V222H146ZM160 223H161V222H160ZM164 223H165V222H164ZM171 223L174 224L175 222L173 221V222H171ZM177 223H180V222H177ZM172 224H171V225H172ZM180 224H183V223H182V220H181V223H180ZM180 224H179V227H180ZM161 225H162V224H159V226H161ZM164 225H165V224H164ZM219 225H221V224L219 223ZM226 225H227V224H225L224 226H226ZM244 225H246V224H244ZM148 226H149V225H148ZM152 226H153V225H152ZM173 226H174V225H173ZM217 226H218V224H217ZM227 226H228V225H227ZM157 227H158V226H157ZM157 227H155V228H157ZM166 227H167V225H166ZM166 227H165V228H166ZM179 227H178V228H179ZM181 227L184 228V226H181ZM188 227H189V226H188ZM158 228H159V227H158ZM158 228H157V229H158ZM165 228H164V229H165ZM172 228H173V227H172ZM183 228H181V230H182ZM218 228H222V227H221V226H220V227L218 226ZM148 229H149V228H148ZM153 229H154V228H153ZM174 229L176 230L175 227H174ZM174 229H172L171 231H173ZM166 230H167V229H166ZM166 230H165V231H166ZM175 230H174V233L172 232V234H175V232H176ZM185 230H187V228H186ZM248 230H249V229H248ZM248 230H247L246 232H248ZM149 231H150V229H149ZM1 232H2V231H1ZM250 232H251V231H250ZM250 232H248V234H249ZM163 233H164V232H163ZM166 233H167V232H166ZM185 233H186V231H185L183 234H185ZM218 233H220V232H218ZM251 233H252V232H251ZM164 234H165V233H164ZM164 234H163V235H164ZM167 234H168V233H167ZM167 234H166V235H167ZM169 234H170V233H169ZM191 234H192V233H191ZM245 234H247V233H245ZM11 235H12V233H11ZM157 235H158V234H157ZM175 235H178V234H175ZM175 235H174V236H175ZM192 235H193V234H192ZM63 236H65V235H63ZM63 236H62V237H63ZM0 237H1V236H0ZM8 237H10V236H8ZM18 237H20V236H18ZM166 237H167V236H166ZM172 237H173V235H172ZM177 237H178V236H177ZM213 237H214V236H213ZM16 238H17V237H16ZM64 238H65V237H64ZM132 238H133V237H132ZM150 238H151V237H150ZM155 238H156V237H155ZM183 238H185V237L183 236ZM246 238H247V236H246ZM5 239H6V238H5ZM61 239H62V238H61ZM153 239H154V238H153ZM153 239H152V240H153ZM157 239H159V238H157ZM175 239H176V238H175ZM192 239H194V238H192ZM192 239H191V240H192ZM248 239H249V238H248ZM0 240H1V242H2V240H3V242H4V239H1V238H0ZM14 240H15V239H14ZM72 240H73V239H72ZM176 240H178V238H177ZM153 241H154V240H153ZM178 241H179V240H178ZM186 241H188V239H187ZM248 241H249V240H248ZM255 241H256V240H255ZM257 241H258V240H257ZM3 242H2V243H3ZM11 242H13V240H12ZM17 242H18V241H16V243H17ZM142 242H143L142 240H138V239H132V240H128V241L126 240V241L120 243L118 246H120V247H125V246H129L128 244L131 243V244H134V245H133L134 248H139V247H141ZM171 242H172V241H171ZM175 242H177V241H175ZM188 242H190V241H188ZM2 243H1V245H2ZM4 243H6V242H4ZM16 243H15V244H16ZM55 243H56V242H55ZM154 243H155V241H154ZM154 243H152V245H155ZM190 243H191V242H190ZM195 243H196V241H195ZM11 244H12V243H11ZM28 244H29V243H28ZM28 244H27V245H28ZM64 244H65V243H64ZM174 244H175V243L173 242V245H174ZM251 244H252V243H251ZM1 245H0V246H1ZM6 245H7V244H6ZM57 245H58V244H57ZM59 245H60V244H59ZM152 245H151V246H152ZM255 245H256V244H255ZM255 245H254V246H255ZM257 245H258V244H257ZM4 246H5V245H4ZM8 246H9V245H8ZM16 246H17V245H16ZM151 246H150V247H151ZM171 246H172V245H171ZM189 246H190V245H189ZM189 246H188V247H189ZM254 246H253V247H254ZM258 246H259V245H258ZM64 247H65V246H64ZM64 247H63V248H64ZM66 247H68V246H66ZM153 247H154V246H153ZM153 247H152V248H153ZM157 247L159 248V246H157ZM160 247H161V246H160ZM253 247H252V248H253ZM0 248H2V247H0ZM7 248H8V247H7ZM166 248H167V247H166ZM166 248H165V249H166ZM180 248H181V247H180ZM191 248H192V247H191ZM195 248H196V247H195ZM3 249H4V248H3ZM5 249H6V248H5ZM60 249H61V248H60ZM160 249H161V248H160ZM182 249H183V248H182ZM58 250H59V249H58ZM62 250H63V249H62ZM137 250H138V249H137ZM150 250H151V249H150ZM150 250H149V251H150ZM156 251H157V250H156ZM162 251H163V249H162ZM164 251H165V250H164ZM170 251H172V250H170ZM170 251H169V252H170ZM152 252H153V251H152ZM179 252H180V251H179ZM9 253H10V252H9ZM12 253L14 254L13 250H12ZM37 253H38V252H37ZM40 253H41V252H40ZM40 253H38V254H40ZM161 253H162V252H161ZM173 253H174V252H173ZM193 253H194V252H193ZM196 253H197V252H196ZM35 254H36V253H35ZM35 254H34V255H35ZM149 254H150V253H149ZM155 254H156V253H155ZM155 254H154V255H155ZM166 254H168V252H166ZM161 255H162V254H161ZM14 256L16 257L15 254H14ZM28 256H29V255H28ZM35 256H36V255H35ZM40 256H41V255H40ZM114 256H115V255H114ZM142 256H143V255H142ZM193 256L195 257L196 255H193ZM254 256H255V255H254ZM2 257H4V256H2ZM33 257H34V256H33ZM41 257H42V256H41ZM41 257H40V258H41ZM140 257H141V256H140ZM140 257H137V256H136V253H135V256H131V258L128 257V256H120V257H119V256H115V258H116L115 260L118 261V262H126V264H127V262L131 259L132 261L135 260L137 264H141V262H142V260H143V257H142V260L140 259ZM159 257H160V256H159ZM156 258H158V257H156ZM156 258H153V259H156ZM176 258H177V257H176ZM255 258H256V256H255ZM3 259H4V258H3ZM16 259H17V258H16ZM113 259H114V258H113ZM178 259H179V258H178ZM5 260H6V259H5ZM9 260H10V259H9ZM9 260H8V261H9ZM18 260H19V259H18ZM18 260L15 261V262H19ZM32 260H33V258H32ZM156 260H157V259H156ZM156 260H154V261H156ZM174 260H175V259H174ZM189 260H190V258H189ZM193 260H194V258H193ZM193 260H192V261H193ZM8 261H6V262H8ZM166 261H167V260H166ZM192 261H190V262H192ZM6 262H4V263H6ZM15 262H14V263H15ZM129 262H131V261H129ZM129 262H128V263H129ZM151 262H152V261H151ZM185 262H186V260H185ZM185 262H184V259H183V264H184ZM187 262H188V261H187ZM187 262H186V263H187ZM9 263H11V261H10ZM41 263H42V262H41ZM41 263H40V264H41ZM177 263H178V262H177ZM15 264H16V263H15ZM17 264H19V263H17ZM25 264H26V263H25ZM134 264H135V263H134ZM179 264H180V263H179Z\"/></svg>",
  "mask_w": 264,
  "mask_h": 264
}]
</instances>
